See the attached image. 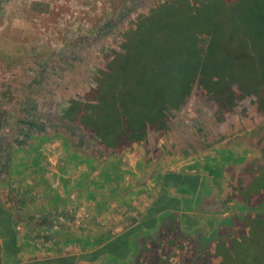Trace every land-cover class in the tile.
<instances>
[{
  "label": "crops",
  "instance_id": "obj_1",
  "mask_svg": "<svg viewBox=\"0 0 264 264\" xmlns=\"http://www.w3.org/2000/svg\"><path fill=\"white\" fill-rule=\"evenodd\" d=\"M6 101L0 264H189L194 254L207 257L199 252L210 250L219 223H240L249 184L243 168L258 167L264 155L253 141L264 119L252 123V111L223 127L191 101L158 140L116 151L73 126L72 136L83 135L74 143Z\"/></svg>",
  "mask_w": 264,
  "mask_h": 264
},
{
  "label": "trees",
  "instance_id": "obj_2",
  "mask_svg": "<svg viewBox=\"0 0 264 264\" xmlns=\"http://www.w3.org/2000/svg\"><path fill=\"white\" fill-rule=\"evenodd\" d=\"M138 2L140 10L105 42L112 47L98 50L102 61L93 81L97 96L79 97L96 102L72 100L67 112L90 138L116 151L147 143V137L153 143L178 123L196 80L192 105L211 113L221 126L234 127L239 118L248 116V109L252 123L264 119V5L258 0ZM30 5L40 15L49 13L45 3ZM111 10L116 13L118 8ZM20 57L0 51V70L13 71ZM92 113L101 114L99 120L109 114L113 129H99L97 122L90 126ZM158 155L155 148L154 158ZM251 207V214L244 217L249 232L264 224V215ZM235 227L221 230L214 247L227 240L229 247L239 244ZM215 253L208 259L213 260Z\"/></svg>",
  "mask_w": 264,
  "mask_h": 264
},
{
  "label": "rangeland",
  "instance_id": "obj_3",
  "mask_svg": "<svg viewBox=\"0 0 264 264\" xmlns=\"http://www.w3.org/2000/svg\"><path fill=\"white\" fill-rule=\"evenodd\" d=\"M33 1L47 4L49 13L40 15L38 11L30 10V4ZM126 1L128 0H0V51L9 53L12 56H21V62L17 65L20 72L22 70L21 74L25 76V72H31L32 77H35V81H43L44 77H51L55 73L51 70V68H55V65L51 62L47 67H44L43 62L41 64L33 63L35 58L40 57L41 59L48 56L50 58L53 54H62L63 51H67L68 48L62 46L66 39L63 41V34L66 30L70 33L69 41L76 39V35L93 36L94 31L101 27L100 25H106L109 21L117 22L120 14L128 17L130 14L135 13L137 8L133 10V13H118L122 6H124L123 12L129 9ZM258 3L264 5V0H258ZM113 7L118 8L116 13H112L111 9ZM120 25H122V22L119 23ZM101 61V56L95 55L90 63L99 64ZM82 65L77 66L75 73L69 74L68 77L73 76L76 79L79 77V81L82 76L84 78L89 74V71L81 72ZM87 66L89 69L90 65ZM69 68L70 70L71 68L74 69L72 64ZM91 69H93L92 66ZM250 82L252 83V81ZM27 96L33 102L38 99L35 96L31 97L30 94ZM47 101L49 102L50 99L47 98ZM94 110L102 113L101 110ZM249 111L251 109H248ZM98 113H92V122L89 125L93 126V122H97L99 129H106L107 132H110L113 127L110 125L112 119H110L109 114L99 120L102 115ZM253 210L255 211L254 208ZM263 211L258 210L256 212L261 213ZM236 227L235 231L237 233L240 227L237 225ZM250 237L251 239L247 238L243 243H239L234 247H229L228 240L221 244H224L223 246L214 247L216 257L213 258L212 264H228L230 261L235 260L238 264H264V224H260ZM232 248L239 249L238 251H232ZM198 260L199 255L194 254L195 264H198Z\"/></svg>",
  "mask_w": 264,
  "mask_h": 264
},
{
  "label": "flooded vegetation",
  "instance_id": "obj_4",
  "mask_svg": "<svg viewBox=\"0 0 264 264\" xmlns=\"http://www.w3.org/2000/svg\"><path fill=\"white\" fill-rule=\"evenodd\" d=\"M144 1L148 2L152 0ZM126 2L128 4V6H126L129 9L126 12H123L122 10L124 6H122V9H120L118 13H133V10L137 8L139 3L138 0H128ZM123 19L126 20L127 17L120 14L118 16L117 22L109 21L106 23V25H100L101 27H98L94 31L93 36L76 35V39L72 41H69L68 37L70 36V33L66 30L63 34V41L65 38L66 39L62 46L68 48L67 51H63L62 54H53L50 56V58L49 56L46 58L44 57L45 59H40V57H37L33 61V63L36 64H41L43 62L44 67H47L51 62L54 63L55 68L53 67L51 70H53L55 73L51 77H44L43 81H35V77H32L31 72H25L24 76L21 74L22 70L20 72V68H17V66L13 68V71L12 69L4 72L0 71L2 72L0 73V91L2 94L4 93V99H1L2 97L0 96V100H3V103H5V100H7V104L13 102L14 105L17 106L18 110H22L23 108L32 110L33 113L39 118V121L41 120L43 123H45L44 126L56 124L58 131L65 132L63 134L65 137L68 135V137L71 138L74 143L79 144L83 140V135L80 131L74 130L77 133H74L75 136H72L73 130L71 127L74 126L80 128L79 125L81 124L72 121L67 112L71 108L72 100H80L86 105L96 102L95 100L79 99L81 95L84 96L87 93L93 94L95 97L97 96V91H95L97 85L94 84L93 81L96 78L97 72L100 70L101 65L92 62L90 63V61H93V57L95 55H99L98 50L103 47L107 48V45L111 46V43L105 42H108L111 38H113L119 23H123L125 21ZM71 60H73V62H71ZM70 64L73 65V70L72 68L70 70ZM80 64H83L81 67V72L89 71L90 73L84 78L82 76L83 80L81 79L79 81V77L77 79L73 76L71 78L68 77L69 74L75 73L76 67L80 66ZM87 65H90L89 69ZM91 66L93 69H91ZM84 89L86 91H84ZM22 93L27 95L30 94L31 97L35 96L38 99H35L33 104L29 101L30 98L29 100L26 99L25 101H22L25 98V96L21 95ZM47 98L50 99L49 102L47 101ZM35 103L36 106L34 105ZM82 115H84L83 109L78 113V121L80 122H82ZM60 126L64 127L65 130H62ZM258 132L259 133H257V136L253 139V141H256L257 145L260 143V145H263L264 127L260 129L258 128ZM261 157L262 158L259 160L260 164L258 167L254 168L247 163L242 172L243 175L248 179L249 184L244 188L246 206L245 211H242L241 213L242 216H244L238 217V221H240V223L237 222V226L240 227V230L234 234V238H238L240 243H243L247 238L251 239L250 235L254 232H249V228H247L248 225L244 220V217L247 214H251V206L253 205L255 211L264 210V155ZM239 179L242 181L243 177L240 176ZM249 185H252V187H248ZM259 215H264V211L259 213ZM232 220L233 219L230 217L227 218V222L231 225L233 224ZM227 222H223L221 224L219 223V228H217L216 234L213 235V238L208 235L207 241L212 238V240L215 242L216 237H218V234L221 230H227L228 228H231V225L228 226ZM209 245L211 246L210 250L201 251L199 253L205 254L208 252L207 257H210L216 251L214 249V244ZM207 257L204 258V260L199 259L198 264H212L213 260H210ZM178 262L180 263V261ZM189 264H195V261L192 260Z\"/></svg>",
  "mask_w": 264,
  "mask_h": 264
},
{
  "label": "water",
  "instance_id": "obj_5",
  "mask_svg": "<svg viewBox=\"0 0 264 264\" xmlns=\"http://www.w3.org/2000/svg\"><path fill=\"white\" fill-rule=\"evenodd\" d=\"M196 88H197V80H196V82H195V84H194V86H193V89H192V91H191V94H190L189 100H188V102H187V105H188V106L191 104V101H192V99H193V97H194V94H195Z\"/></svg>",
  "mask_w": 264,
  "mask_h": 264
}]
</instances>
